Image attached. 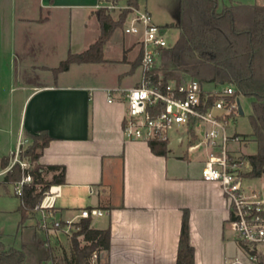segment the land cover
<instances>
[{
	"label": "crops",
	"instance_id": "0c3cea01",
	"mask_svg": "<svg viewBox=\"0 0 264 264\" xmlns=\"http://www.w3.org/2000/svg\"><path fill=\"white\" fill-rule=\"evenodd\" d=\"M107 2L110 0H40L39 13L33 17L7 14L8 27H25L10 38V92L5 86L0 88V122L9 123L0 126V141L6 146L0 155V178L11 168L18 149L31 144L29 134L47 130L52 140L38 162L65 166V182L58 185L60 197L67 198L59 206L56 202L53 218L78 222L79 210L89 207L93 196L97 206L107 211L91 224L111 228L110 248L101 250L92 264H176L185 210L195 264H223L240 251L228 223L229 203L220 184L201 177L206 154L190 153L186 144L173 141L168 153L159 155L147 142L127 139L123 133L126 100L117 93L114 101H108V88L125 91L141 79L140 65L132 68L141 53L139 36L117 28L105 45L106 61L74 63L57 77L52 71L70 51H84L96 41L101 28L94 12ZM145 9L163 26L165 35L166 26L177 29L180 0H154L146 3ZM66 15L67 28L62 25ZM58 49L62 55L57 65L39 61L33 54ZM112 49L118 51V57L107 55ZM114 63L123 68L113 85L83 82L72 75L76 70ZM54 173L46 172L44 178L51 179ZM9 186L14 187L20 205L13 184L8 190L0 185V196L9 194ZM19 205L14 212L20 218ZM39 221L37 212L26 224L34 226ZM18 227L19 221L13 241L5 231H0V239L10 242L7 244L19 242ZM42 234L54 249L56 260L52 263L68 264L70 236L59 229Z\"/></svg>",
	"mask_w": 264,
	"mask_h": 264
},
{
	"label": "trees",
	"instance_id": "16d2710c",
	"mask_svg": "<svg viewBox=\"0 0 264 264\" xmlns=\"http://www.w3.org/2000/svg\"><path fill=\"white\" fill-rule=\"evenodd\" d=\"M120 2L122 0H110ZM129 6H140L139 0H124ZM129 8L120 11L114 18L110 10L100 7L95 14L100 23L101 33L94 43L81 52H69L67 57L52 68L55 77L67 71L74 63H97L106 61L104 48L114 31L123 28ZM180 36L169 48L162 50L163 63L156 69L162 72L165 80L181 82L187 78L201 83H232L236 94L252 98L250 122L252 138L257 142L258 151L246 157L253 164L250 177L261 176L264 172V3H231L220 8L219 0H180ZM141 54L133 64L140 65ZM170 62L172 65H170ZM191 142L197 135L191 129ZM31 144L19 152L20 159H29L28 168L19 162L6 172L1 184L8 188L16 185L26 174L33 180L25 183L19 196L21 203L17 234L20 241L7 244L0 239V264H45L56 257L54 249L48 245L42 232L40 221L28 226V220L35 218V207L44 198L45 191L54 184L65 182V166L39 163L43 149L52 137L47 130L29 134ZM159 155L168 153L166 143L149 144ZM54 171L46 180L44 173ZM92 218H81L75 223L70 236L71 258L68 264H92V257L101 250H109L111 228H94ZM81 236L83 239H81ZM85 243H82V241ZM176 264H195V249L190 240L189 213L184 211Z\"/></svg>",
	"mask_w": 264,
	"mask_h": 264
},
{
	"label": "built area",
	"instance_id": "2783aa9c",
	"mask_svg": "<svg viewBox=\"0 0 264 264\" xmlns=\"http://www.w3.org/2000/svg\"><path fill=\"white\" fill-rule=\"evenodd\" d=\"M109 10L129 8L123 26L126 34L139 36L141 44L139 83L128 90L108 88V101H114L118 93L126 100L123 117V133L129 140L166 143L173 141L186 144L188 152H204L201 177L205 181L217 182L229 203L228 223L239 246L240 255L228 257L223 264H264V189L246 183L253 178L247 173L253 164L245 155L230 148V141L241 140L238 133H230V123L240 114L236 87L232 83L208 84L187 78L181 82L165 80L156 69L161 65L162 50L171 47L164 28L157 24L152 14L141 6H129L116 2L100 3L97 8ZM194 129L197 139L191 142ZM28 168V162L18 158ZM12 164V166H13ZM11 166V167H12ZM264 175V172L263 174ZM33 180L26 174L15 185L17 195L22 193L25 183ZM61 196V185L54 184L45 191L44 198L35 207L40 214L41 227L46 230H61L71 236L76 229L74 219L61 221L53 218V209ZM106 210L90 205L79 210L78 217L103 216ZM95 254L92 259L96 258ZM46 264H53L52 261Z\"/></svg>",
	"mask_w": 264,
	"mask_h": 264
},
{
	"label": "rangeland",
	"instance_id": "374dc122",
	"mask_svg": "<svg viewBox=\"0 0 264 264\" xmlns=\"http://www.w3.org/2000/svg\"><path fill=\"white\" fill-rule=\"evenodd\" d=\"M154 0H151L153 3ZM243 2V3H264V0H219L220 8L226 4H231L234 2ZM147 0H139V4L142 8H145ZM119 4H126L124 0L120 1ZM40 10V0H0V88L6 87L5 91H8L12 86H9L8 80V63L12 59V46L10 43V38L13 36L15 31H18L20 28H24L25 25L12 26L11 28L7 25L6 16L7 14H25L28 16H35L39 13ZM121 9L115 8L110 10V13L114 18H117ZM68 19L67 15L64 19H62V25L67 28L68 27ZM163 27V26H162ZM168 31L166 33L167 41L170 45H173L179 38L180 29H174L173 27H168ZM122 29V28H120ZM19 32V31H18ZM131 36V34H128ZM37 55L39 61H44L51 65H57L60 61V57L62 55L61 50H54L51 52H45L42 50L34 51L33 54ZM42 55V57H41ZM109 57H118V51L116 49L109 50L107 52ZM163 60H161V64ZM170 65L172 63L170 62ZM123 65L119 63L114 64H98L91 68H84L81 70H76L73 72V76L78 79L79 81L88 82V83H106V84H115L118 81V74L122 70ZM239 100L242 104L244 113L239 114L236 119H233L230 123V133H238L241 136V140L238 141H230V148L237 153L243 154L245 156L254 154L258 151L257 142L252 138L253 128L250 122V114L252 113V98L247 97L243 94L239 95ZM2 125L6 124L5 120H1ZM0 122V126H1ZM8 126L9 123L7 122ZM9 128V127H8ZM29 144L22 145L21 148L24 150L28 147ZM20 148V149H21ZM6 150V146L4 145L3 141H0V155ZM18 158L20 156L18 155ZM24 161L28 162L29 166L34 165L31 164L29 159H23ZM49 177H46V180ZM0 178V182H1ZM248 184L255 188H262L264 189V175L253 177L247 179ZM2 189L5 188L1 183ZM10 192L7 195L0 196V231H5L7 235H12L9 240L13 238V234L15 233V229L17 227L18 221L20 220L19 215L14 212V210L19 205V199L14 193V187L9 186ZM8 190V189H7ZM67 198L66 195L63 197L58 198L57 206L60 205ZM82 204L75 205L74 207H79ZM73 207V206H72ZM3 210V211H2ZM6 210V211H4ZM103 217H94L92 220H99ZM50 232V230H49ZM10 237V236H9ZM8 238V237H7ZM8 240V241H9ZM6 243H10L7 242ZM240 251V249H239ZM96 259V258H95ZM94 260V259H92ZM68 261V260H67ZM96 262V261H95ZM47 263V262H46ZM69 263V262H68Z\"/></svg>",
	"mask_w": 264,
	"mask_h": 264
},
{
	"label": "water",
	"instance_id": "95a60500",
	"mask_svg": "<svg viewBox=\"0 0 264 264\" xmlns=\"http://www.w3.org/2000/svg\"><path fill=\"white\" fill-rule=\"evenodd\" d=\"M238 105H239L240 114H243L244 113V110H243L242 104H241V102H240L239 99H238ZM91 205H97V197L96 196H93L92 197Z\"/></svg>",
	"mask_w": 264,
	"mask_h": 264
}]
</instances>
